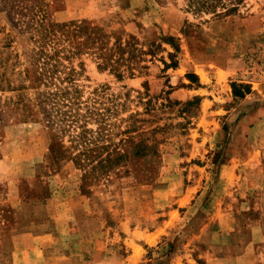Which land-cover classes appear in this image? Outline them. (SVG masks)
<instances>
[{
    "label": "rangeland",
    "instance_id": "374dc122",
    "mask_svg": "<svg viewBox=\"0 0 264 264\" xmlns=\"http://www.w3.org/2000/svg\"><path fill=\"white\" fill-rule=\"evenodd\" d=\"M231 7L0 0V264H264V0Z\"/></svg>",
    "mask_w": 264,
    "mask_h": 264
},
{
    "label": "trees",
    "instance_id": "16d2710c",
    "mask_svg": "<svg viewBox=\"0 0 264 264\" xmlns=\"http://www.w3.org/2000/svg\"><path fill=\"white\" fill-rule=\"evenodd\" d=\"M242 0H189L190 2V6L192 8L195 9V11L199 12V13H205V14H209V13H214V14H218V12L220 10H227V12L236 10V8H229L230 5H234L237 2H241ZM58 92L55 93L52 97H50V99L52 100H57V105H56V114L60 115L61 117L63 116V114L65 115H71L73 114V112L75 111V106L77 104V101L73 100L70 101L71 99H69L68 103L65 102H60L58 100ZM69 93H62L63 97L64 95H68ZM47 100H43L42 103H47ZM56 103V102H54ZM67 107L68 110L63 113V106ZM90 111V114H93L95 111L94 110H88ZM75 117H77V113L74 114ZM56 125V124H53Z\"/></svg>",
    "mask_w": 264,
    "mask_h": 264
},
{
    "label": "built area",
    "instance_id": "2783aa9c",
    "mask_svg": "<svg viewBox=\"0 0 264 264\" xmlns=\"http://www.w3.org/2000/svg\"><path fill=\"white\" fill-rule=\"evenodd\" d=\"M260 75L264 77V61L259 64V67L257 68Z\"/></svg>",
    "mask_w": 264,
    "mask_h": 264
}]
</instances>
